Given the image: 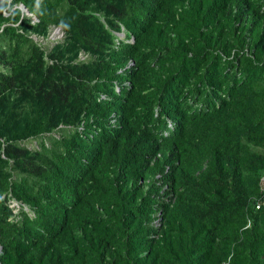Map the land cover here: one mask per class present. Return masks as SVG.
Here are the masks:
<instances>
[{"label":"trees","instance_id":"1","mask_svg":"<svg viewBox=\"0 0 264 264\" xmlns=\"http://www.w3.org/2000/svg\"><path fill=\"white\" fill-rule=\"evenodd\" d=\"M262 178L264 0H0V264H264Z\"/></svg>","mask_w":264,"mask_h":264},{"label":"rangeland","instance_id":"2","mask_svg":"<svg viewBox=\"0 0 264 264\" xmlns=\"http://www.w3.org/2000/svg\"><path fill=\"white\" fill-rule=\"evenodd\" d=\"M63 36V32L61 31V29L59 28H55L51 31L50 37L49 39H47L45 42L48 43L51 40H56V39H60ZM123 36V35H122ZM32 141L28 143L29 146H31Z\"/></svg>","mask_w":264,"mask_h":264},{"label":"built area","instance_id":"3","mask_svg":"<svg viewBox=\"0 0 264 264\" xmlns=\"http://www.w3.org/2000/svg\"><path fill=\"white\" fill-rule=\"evenodd\" d=\"M262 182H263V185H262V193H263V195H262V200L261 199H259L258 200V202L256 203V206H257V208L259 209L262 205H264V178H262Z\"/></svg>","mask_w":264,"mask_h":264},{"label":"clouds","instance_id":"4","mask_svg":"<svg viewBox=\"0 0 264 264\" xmlns=\"http://www.w3.org/2000/svg\"><path fill=\"white\" fill-rule=\"evenodd\" d=\"M23 10L27 11V9H25V7H23ZM28 12V11H27ZM29 13V12H28Z\"/></svg>","mask_w":264,"mask_h":264}]
</instances>
